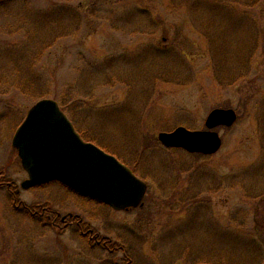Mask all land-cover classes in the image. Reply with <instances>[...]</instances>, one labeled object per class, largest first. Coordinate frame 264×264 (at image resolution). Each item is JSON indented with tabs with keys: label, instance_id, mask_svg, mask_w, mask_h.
<instances>
[{
	"label": "rangeland",
	"instance_id": "rangeland-1",
	"mask_svg": "<svg viewBox=\"0 0 264 264\" xmlns=\"http://www.w3.org/2000/svg\"><path fill=\"white\" fill-rule=\"evenodd\" d=\"M40 99L134 166L142 206L116 211L57 183L20 188L11 141ZM218 108L237 118L215 129L216 154L158 142L206 130ZM0 172L18 201L47 205L58 224L72 214L133 264H264V0H0ZM5 189L0 264H125L77 227L16 208Z\"/></svg>",
	"mask_w": 264,
	"mask_h": 264
},
{
	"label": "water",
	"instance_id": "water-1",
	"mask_svg": "<svg viewBox=\"0 0 264 264\" xmlns=\"http://www.w3.org/2000/svg\"><path fill=\"white\" fill-rule=\"evenodd\" d=\"M234 112L214 109L205 120L207 130L177 127L172 132L158 133L157 140L166 148L187 153L216 154L221 139L213 129L232 126L237 118ZM11 143L27 173V179L20 184L23 190L56 181L116 211L137 209L141 205L146 183L112 155L93 143L82 141L55 100L36 102Z\"/></svg>",
	"mask_w": 264,
	"mask_h": 264
},
{
	"label": "trees",
	"instance_id": "trees-1",
	"mask_svg": "<svg viewBox=\"0 0 264 264\" xmlns=\"http://www.w3.org/2000/svg\"><path fill=\"white\" fill-rule=\"evenodd\" d=\"M61 107H62V105H60ZM83 137H85L84 135H83ZM86 141H88L87 139H86ZM104 149V148H103ZM106 151V150H105ZM107 152V151H106ZM108 153H110V152H108ZM111 154H113V153H111ZM194 156H196V157H198V158H200L201 156L199 155V154H194ZM124 163V162H123ZM126 164V163H125ZM127 165V164H126ZM128 166V165H127ZM134 173H136V169L134 168V166H128ZM7 182H9V180H7V179H3V181L2 180H0V187H5L6 189H5V191L7 192V193H9V196H11L12 197V200H13V205L16 207V208H22L23 210H24V212H26L28 215H31V216H34L35 214L37 215V213H42L43 215V217H44V215H46L45 214V212L46 213H48L49 211H50V209H48V207H47V205H37L36 206V208H33L32 206H29V205H26V204H23V203H21L20 201H18V199H17V192L16 191H14V188L12 187V186H9V185H6V183ZM6 185V186H5ZM44 185V184H43ZM44 186H46V185H44ZM41 187H43V186H41ZM39 188V187H38ZM39 216V215H38ZM53 218H54V220H55V224H56V226L55 227H59V230H61V228H63L64 227V225L62 224V223H60V221H59V223L61 224H58V219L57 218H55V216H53ZM73 220H75V221H77V222H79L80 221V219L79 220H76V219H73ZM76 222V223H77ZM80 226H81V229H78V231L77 232H79V234H80V236L82 237V238H86V240H87V242L89 241V235L88 234H85V235H83V233H84V231H86V226L84 225V224H80ZM94 231V230H93ZM94 233V232H93ZM95 234V233H94ZM99 236V235H98ZM99 240H100V242L99 243H101V246L103 247V249H108V250H110V253H112V252H120L121 254H122V259H123V262L125 263V264H133L132 262H131V258L129 257V255L126 253V252H124L125 250H124V248H123V246L119 243V242H111L112 240L111 239H109V238H107V237H105V236H99Z\"/></svg>",
	"mask_w": 264,
	"mask_h": 264
},
{
	"label": "flooded vegetation",
	"instance_id": "flooded-vegetation-1",
	"mask_svg": "<svg viewBox=\"0 0 264 264\" xmlns=\"http://www.w3.org/2000/svg\"><path fill=\"white\" fill-rule=\"evenodd\" d=\"M73 123V122H72ZM73 125H74V128H75V130H76V132L80 135V137L82 138V140L84 141V140H86L85 139V137H83V135L80 133V131L77 129V127H76V125L73 123ZM3 179H7V180H9V182H7L6 183V185H9V186H12L13 188H14V191H16V188H17V184H15L11 179H9V178H7L6 176H4V174L3 173H1L0 172V180H2L3 181ZM5 185V186H6ZM2 188V187H1ZM68 215H66L65 214V216L64 217H62L61 218V223L64 225V227L63 228H65V227H67V226H71V225H73V226H75V227H77V228H75V231L77 232L78 231V229H81V226H80V224H84V223H82L81 222V220L79 221V222H77V223H75L72 219L74 218L73 217V215L72 214H70V213H67ZM46 217H47V221L49 220V222H50V224L51 225H53V226H56V222H55V220H54V218H53V216H51V215H46ZM55 218H60L59 217V214H57L56 213V215H55ZM68 220V221H67ZM70 220V221H69ZM85 225V224H84ZM86 226V225H85ZM59 228V227H58ZM86 231H84V233H83V235H85V234H88L89 236V243H91L93 246H96V247H101V248H103L102 246H101V243H99L100 242V240H99V236H101L98 232H96V230H94L92 227H89V226H86ZM94 230V231H93ZM95 234H94V233ZM99 235V236H98Z\"/></svg>",
	"mask_w": 264,
	"mask_h": 264
}]
</instances>
